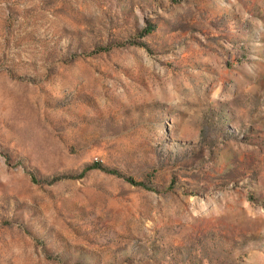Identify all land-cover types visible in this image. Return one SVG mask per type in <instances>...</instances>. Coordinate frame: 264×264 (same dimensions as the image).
Segmentation results:
<instances>
[{"label": "rangeland", "instance_id": "1", "mask_svg": "<svg viewBox=\"0 0 264 264\" xmlns=\"http://www.w3.org/2000/svg\"><path fill=\"white\" fill-rule=\"evenodd\" d=\"M0 264H264V0H0Z\"/></svg>", "mask_w": 264, "mask_h": 264}]
</instances>
